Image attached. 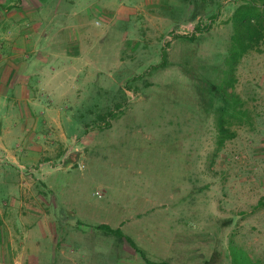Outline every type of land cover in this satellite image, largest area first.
Masks as SVG:
<instances>
[{
	"label": "rangeland",
	"instance_id": "obj_1",
	"mask_svg": "<svg viewBox=\"0 0 264 264\" xmlns=\"http://www.w3.org/2000/svg\"><path fill=\"white\" fill-rule=\"evenodd\" d=\"M36 1L47 0L27 5ZM238 4L114 0L82 12L93 75L81 100L36 105L32 123L0 106L14 155L0 152V166L23 176L28 202L70 215L76 264H264V27L232 68ZM100 222L120 225L140 251Z\"/></svg>",
	"mask_w": 264,
	"mask_h": 264
},
{
	"label": "crops",
	"instance_id": "obj_2",
	"mask_svg": "<svg viewBox=\"0 0 264 264\" xmlns=\"http://www.w3.org/2000/svg\"><path fill=\"white\" fill-rule=\"evenodd\" d=\"M21 1L17 7L0 5V106L23 109L26 122L32 123L27 110L36 105L49 112L53 98L69 100L66 93L81 100L83 78L93 74L87 53L90 40L80 14L105 11L114 0H47L42 4L36 1L35 6H28L29 0ZM116 5L128 9L123 1ZM133 8L142 9L136 4ZM40 94H45L48 102L41 101ZM50 120L55 124L56 138H60L61 123L53 117ZM8 137L9 130L2 125L0 152L14 157L6 148ZM27 189L21 174H14L10 166H0V264H76L74 242L81 236L75 232L70 215L59 221L49 213L42 197L28 202ZM111 228L120 229V225Z\"/></svg>",
	"mask_w": 264,
	"mask_h": 264
},
{
	"label": "trees",
	"instance_id": "obj_3",
	"mask_svg": "<svg viewBox=\"0 0 264 264\" xmlns=\"http://www.w3.org/2000/svg\"><path fill=\"white\" fill-rule=\"evenodd\" d=\"M239 4L234 9L231 15V24L235 32L231 36V49L233 46H239L240 52L238 57L231 63L233 68L237 60L245 53L251 44L262 36V27L264 22V0H237ZM221 119V118H220ZM219 132L225 131L221 123L218 122ZM97 229H103L109 234H114L118 237L125 238L128 244L135 250L140 251L133 241L124 236L119 228H111L107 224H99ZM249 258L248 256H245ZM250 259V258H249ZM251 262V260H250ZM165 264V263H161Z\"/></svg>",
	"mask_w": 264,
	"mask_h": 264
}]
</instances>
